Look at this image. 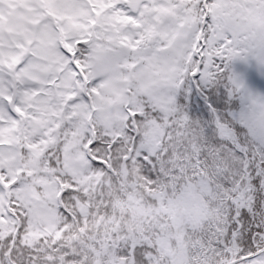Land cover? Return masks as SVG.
Wrapping results in <instances>:
<instances>
[{"label":"snow or ice","instance_id":"obj_1","mask_svg":"<svg viewBox=\"0 0 264 264\" xmlns=\"http://www.w3.org/2000/svg\"><path fill=\"white\" fill-rule=\"evenodd\" d=\"M0 264H264V0H0Z\"/></svg>","mask_w":264,"mask_h":264}]
</instances>
